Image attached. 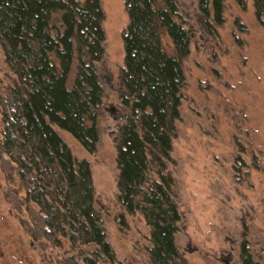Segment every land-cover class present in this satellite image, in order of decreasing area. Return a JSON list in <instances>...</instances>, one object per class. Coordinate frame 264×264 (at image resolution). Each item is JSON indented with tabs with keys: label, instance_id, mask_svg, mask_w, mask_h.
Segmentation results:
<instances>
[{
	"label": "rangeland",
	"instance_id": "rangeland-1",
	"mask_svg": "<svg viewBox=\"0 0 264 264\" xmlns=\"http://www.w3.org/2000/svg\"><path fill=\"white\" fill-rule=\"evenodd\" d=\"M241 1L245 7L224 0L217 24L214 0H178V22L192 40L182 62L181 93L173 61L155 43L136 0H101L106 52L98 73L105 100L96 152L87 153L70 134L57 131L76 159L90 162L95 207L116 253L114 264H156L148 227L117 199L118 128L127 114L120 102L123 74L138 86L136 97L152 119L144 117L145 127L152 124L158 132L154 169L173 206L177 260L264 264V28L253 0ZM206 4L211 19L203 26L200 6ZM166 21L172 28L168 15ZM163 45L173 52L170 38ZM10 77L0 51V98ZM164 101L172 105V121ZM13 194L24 193L0 167V264H84L79 255L90 256L92 246L34 244Z\"/></svg>",
	"mask_w": 264,
	"mask_h": 264
},
{
	"label": "trees",
	"instance_id": "trees-1",
	"mask_svg": "<svg viewBox=\"0 0 264 264\" xmlns=\"http://www.w3.org/2000/svg\"><path fill=\"white\" fill-rule=\"evenodd\" d=\"M136 2L155 43L171 57L182 93V62L192 40L178 22V0ZM223 2L214 0L217 24ZM253 3L264 28V0ZM200 8L199 23L208 26V5ZM165 37L171 39L172 53L165 50ZM105 43L101 0H0V51L11 74L0 98V167L23 190V196L11 197L18 214H25L21 224L32 242L42 247L92 246L90 256L79 255L84 264H114L116 253L95 207L90 162L76 159L57 129L87 153L96 152L105 100L98 65ZM122 84L126 91L120 102L127 114L118 128L117 199L128 215L148 227L154 263L189 264L176 258L173 206L164 194L162 174L154 169L158 132L152 124L144 125V117L148 123L152 119L136 97L138 86L126 74ZM166 101L165 115L172 121V105Z\"/></svg>",
	"mask_w": 264,
	"mask_h": 264
}]
</instances>
